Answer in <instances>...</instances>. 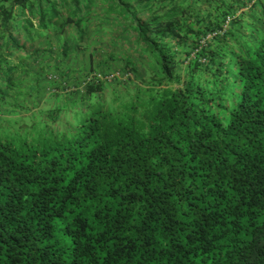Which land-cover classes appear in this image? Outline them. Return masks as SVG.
<instances>
[{
	"label": "trees",
	"instance_id": "16d2710c",
	"mask_svg": "<svg viewBox=\"0 0 264 264\" xmlns=\"http://www.w3.org/2000/svg\"><path fill=\"white\" fill-rule=\"evenodd\" d=\"M0 264H264V0H0Z\"/></svg>",
	"mask_w": 264,
	"mask_h": 264
},
{
	"label": "built area",
	"instance_id": "2783aa9c",
	"mask_svg": "<svg viewBox=\"0 0 264 264\" xmlns=\"http://www.w3.org/2000/svg\"><path fill=\"white\" fill-rule=\"evenodd\" d=\"M206 37H209V35H207ZM202 43H203V41H202ZM118 73H115V74H110V75H108V76H106L105 78H107V79H110L113 75H117ZM125 77L127 76V74L126 75H124Z\"/></svg>",
	"mask_w": 264,
	"mask_h": 264
},
{
	"label": "clouds",
	"instance_id": "9594fccd",
	"mask_svg": "<svg viewBox=\"0 0 264 264\" xmlns=\"http://www.w3.org/2000/svg\"><path fill=\"white\" fill-rule=\"evenodd\" d=\"M115 73H117V71L116 72H113L112 74H115ZM110 75V74H109ZM106 76H108V75H106Z\"/></svg>",
	"mask_w": 264,
	"mask_h": 264
},
{
	"label": "rangeland",
	"instance_id": "374dc122",
	"mask_svg": "<svg viewBox=\"0 0 264 264\" xmlns=\"http://www.w3.org/2000/svg\"><path fill=\"white\" fill-rule=\"evenodd\" d=\"M114 72H116V71H114ZM6 116H8V115H6Z\"/></svg>",
	"mask_w": 264,
	"mask_h": 264
}]
</instances>
